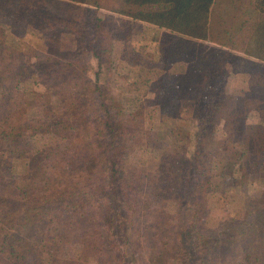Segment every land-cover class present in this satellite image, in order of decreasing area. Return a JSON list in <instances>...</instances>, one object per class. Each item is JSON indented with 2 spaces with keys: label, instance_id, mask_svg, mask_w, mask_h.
I'll use <instances>...</instances> for the list:
<instances>
[{
  "label": "trees",
  "instance_id": "16d2710c",
  "mask_svg": "<svg viewBox=\"0 0 264 264\" xmlns=\"http://www.w3.org/2000/svg\"><path fill=\"white\" fill-rule=\"evenodd\" d=\"M226 1L0 0V264H58L67 246L77 264H264V64L243 55L264 61V39L243 34V5ZM145 27L162 64L146 107L174 118L185 96L197 119L189 138L175 127L152 170L130 161L156 147L136 124L146 107L127 110L108 83L113 45L134 73ZM231 74L246 86L239 99L226 91ZM49 135L60 144L43 148ZM236 200L241 217L228 214ZM220 221L215 236L200 229Z\"/></svg>",
  "mask_w": 264,
  "mask_h": 264
},
{
  "label": "rangeland",
  "instance_id": "374dc122",
  "mask_svg": "<svg viewBox=\"0 0 264 264\" xmlns=\"http://www.w3.org/2000/svg\"><path fill=\"white\" fill-rule=\"evenodd\" d=\"M3 8H0V26L8 30L9 25L7 19L5 18V15H3L5 14V10ZM17 31L26 42L30 43L33 48H35V56L39 60H47L49 58L48 54L44 53L41 50L39 46L40 42L37 40V38L35 36L27 34L25 30V25L18 24ZM143 34L144 35L140 43L143 46L145 45V50L140 53V56L143 53L144 54L141 57L142 61L135 68V75L134 73H132V71L131 74H127V72L120 70L122 66L121 63L118 61V58L120 56L119 52L122 46L120 43H115L113 45L114 67L111 72L112 77L110 78V81L109 79L107 80L109 81L108 83H110L112 93H114L119 99L124 101V104L129 106L127 110H132L131 107L133 108L135 105H139V107H146L145 101L147 102V97L152 96V93L154 91V85L156 83V75H158L162 69V64L157 60V46L154 43V39H151L152 36L155 34L154 28L145 27ZM146 71H149L148 76H151V82L149 84H146L147 87L144 83ZM101 81H103V79ZM225 83L226 91L232 99L241 98L242 92L246 88L245 85L239 83L235 79V77H233L232 74L226 77ZM181 101L182 105L180 106V109L175 113L176 115H174V118H172L173 116H169L164 111V107L162 105L153 106V104H150V106L148 105L146 107L145 111L147 113V116H143V118H141L140 121L136 122V124L141 127L146 126L147 128L153 129V131L156 132V147L148 149L141 146L137 147L136 151H134L130 156V161L132 164L140 167H145L148 170L154 169L157 166L159 160L161 159V151L163 146L169 144L175 127L178 125H184V127L187 128L189 134H186L185 138H189L193 134L194 130L197 127V119L194 117L195 113L193 112L191 101L189 102L187 100V97L185 99V96L183 97V99H181ZM49 104L50 106L55 107V99H51ZM258 120L259 117H256V115L254 114L249 118V122L253 123L258 122ZM225 134V128L222 125L218 126V128L216 129V136L220 138ZM40 144L43 148L49 146H58L60 144V140L49 135L46 136L40 142ZM189 147L187 148L188 153L190 150ZM183 166L185 171H188L193 166V163L189 160L187 155L183 156ZM12 177H15V172L12 173L11 171L6 175V178L8 179ZM217 214L222 217L223 213L217 212ZM228 214L234 217H241L243 214L241 201L236 200L235 202H232L229 206ZM176 222L177 218L174 212L172 210L168 211L165 216V225L167 227H172L176 225ZM221 223V221L218 222L217 227H207L205 225H202L200 229L206 236H215L220 231ZM65 253L66 257H64V259H62L58 264H77L73 257L74 254L70 246L66 247Z\"/></svg>",
  "mask_w": 264,
  "mask_h": 264
},
{
  "label": "crops",
  "instance_id": "0c3cea01",
  "mask_svg": "<svg viewBox=\"0 0 264 264\" xmlns=\"http://www.w3.org/2000/svg\"><path fill=\"white\" fill-rule=\"evenodd\" d=\"M219 1L224 2L226 6H229L230 4L229 1H226V0H219ZM239 2L243 5V12H241L242 13L241 20L243 24L242 26L243 34L247 32L249 34V39H254L255 35H258V37L261 40L264 39V7L259 5V8L254 9L255 0H239L237 1L236 5H238ZM215 6H216L215 11H217L219 4L217 5L216 3ZM235 12H236L235 9H231L230 10L231 16H233ZM256 32L258 34H255ZM205 43H209V42H205ZM243 55L247 56L251 60L264 64V61L259 58H255L253 56L246 55V54H243Z\"/></svg>",
  "mask_w": 264,
  "mask_h": 264
}]
</instances>
